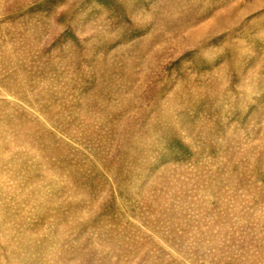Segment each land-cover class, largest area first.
Returning <instances> with one entry per match:
<instances>
[{"label": "rangeland", "instance_id": "374dc122", "mask_svg": "<svg viewBox=\"0 0 264 264\" xmlns=\"http://www.w3.org/2000/svg\"><path fill=\"white\" fill-rule=\"evenodd\" d=\"M0 264H264V0H0Z\"/></svg>", "mask_w": 264, "mask_h": 264}]
</instances>
